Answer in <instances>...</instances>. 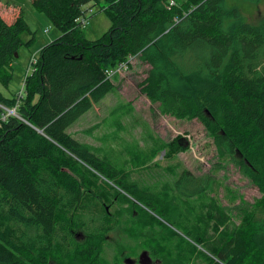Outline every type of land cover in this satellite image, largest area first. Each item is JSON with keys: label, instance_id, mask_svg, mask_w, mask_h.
Instances as JSON below:
<instances>
[{"label": "trees", "instance_id": "16d2710c", "mask_svg": "<svg viewBox=\"0 0 264 264\" xmlns=\"http://www.w3.org/2000/svg\"><path fill=\"white\" fill-rule=\"evenodd\" d=\"M225 1L32 0L60 36L39 50L21 96L0 91V264H126L107 242L110 233H119L121 249L136 258L151 252L152 231L170 234L162 220L183 232L172 201L121 183L111 164L67 133L114 89L106 71L130 68L132 59L149 66L138 83L149 103L161 115L197 121L219 159H238L261 196L239 211L218 247L194 239L193 251L203 264H264V19L244 22ZM88 4L110 21L95 40L78 22ZM25 32L21 13L11 23L0 15L5 89L15 55L33 41L22 40ZM177 141L167 157L187 150ZM97 175L114 188L100 186ZM171 188L186 200L219 189L215 179L187 169ZM116 197L129 214L117 209Z\"/></svg>", "mask_w": 264, "mask_h": 264}, {"label": "rangeland", "instance_id": "374dc122", "mask_svg": "<svg viewBox=\"0 0 264 264\" xmlns=\"http://www.w3.org/2000/svg\"><path fill=\"white\" fill-rule=\"evenodd\" d=\"M224 5L236 8L244 22L252 24L264 19V0L259 3L226 0ZM90 7L92 4H88L86 10ZM19 13L29 28L21 38L28 42L33 37V41L19 49L12 63L13 78L8 88L0 86V91L8 97L21 90L23 79L30 72L32 57L60 36L46 16L34 9L32 0H0V15L6 22L14 21ZM85 15L88 23L82 29L88 39H98L109 29L110 21L98 7H92ZM148 70L149 66L132 59L130 68L118 71L111 78L115 86L112 92L80 117L67 133L111 164L119 173L121 183L134 184L139 192H150L173 202L172 216L184 233L162 220L171 230L170 234L176 236L152 231V250L146 251L150 264H203L197 250L193 251L194 239L200 240L206 248L218 247L237 225L241 218L239 211L259 202L261 196L239 170L238 159L228 162L219 159L213 138L197 121L161 115L156 106L149 103L138 86ZM176 141L187 150L169 158L168 144ZM183 169L215 179L218 192L203 193L191 200L176 197L171 184ZM97 178L103 188H114L102 176L97 175ZM114 202L121 213H130L128 205L118 197ZM132 215L138 219L137 211ZM107 242L123 262L130 259L132 264H139L143 251L136 258L127 256L121 249L119 233H110ZM197 249L200 250L199 246Z\"/></svg>", "mask_w": 264, "mask_h": 264}, {"label": "built area", "instance_id": "2783aa9c", "mask_svg": "<svg viewBox=\"0 0 264 264\" xmlns=\"http://www.w3.org/2000/svg\"><path fill=\"white\" fill-rule=\"evenodd\" d=\"M86 17V15H84V16H82V17H80V19H79V25L81 26V28H85L86 27V25H87V23H88V21H87V19L85 18ZM35 63V57H32V59H31V61H30V70H31V66L33 65ZM126 68V65L125 64H119L118 66H117V68H115V69H112V70H107L106 71V74L108 75V77H112L114 74H116L118 71H120V70H123V69H125ZM29 73V72H28ZM19 96H21L22 94H23V89H22V87H21V90L19 91ZM17 94V95H18ZM13 112H14V110H11V111H9V113H11V114H13Z\"/></svg>", "mask_w": 264, "mask_h": 264}, {"label": "water", "instance_id": "95a60500", "mask_svg": "<svg viewBox=\"0 0 264 264\" xmlns=\"http://www.w3.org/2000/svg\"><path fill=\"white\" fill-rule=\"evenodd\" d=\"M15 57H17V54L15 55ZM126 264H132V262L129 260L125 261ZM139 264H150V260L148 258L147 252L143 251L140 255H139Z\"/></svg>", "mask_w": 264, "mask_h": 264}, {"label": "crops", "instance_id": "0c3cea01", "mask_svg": "<svg viewBox=\"0 0 264 264\" xmlns=\"http://www.w3.org/2000/svg\"><path fill=\"white\" fill-rule=\"evenodd\" d=\"M2 92V91H1Z\"/></svg>", "mask_w": 264, "mask_h": 264}]
</instances>
